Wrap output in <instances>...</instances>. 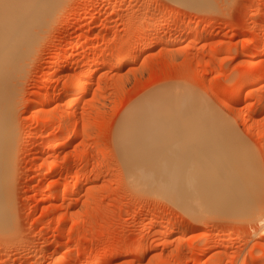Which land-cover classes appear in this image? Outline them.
Segmentation results:
<instances>
[{"label":"rangeland","instance_id":"1","mask_svg":"<svg viewBox=\"0 0 264 264\" xmlns=\"http://www.w3.org/2000/svg\"><path fill=\"white\" fill-rule=\"evenodd\" d=\"M210 2L203 8L179 0L62 3L31 54L21 84L16 113L19 142L9 173L15 230L0 233V264H85L91 260L95 264H213L219 256L228 259L225 264H248L263 253L264 190H259V184L264 185V109L259 111V100L264 94V0ZM151 20L153 24L148 23ZM184 21L201 26L187 30ZM81 34L88 45L93 43L91 47L80 45ZM139 36L142 41L128 55ZM245 44L248 47L243 50ZM71 48L75 53L55 68L57 58ZM122 58L126 62L120 67L117 60ZM89 70L93 74L87 81V94L67 104L64 98L75 78ZM248 70L261 77L245 85L241 82ZM54 73V83L46 89L43 79ZM160 89L183 91L180 105L184 106L191 98L189 93H201L219 112L225 109L221 100L239 107L236 110L243 120L237 117L240 120L236 121L238 111L226 109L223 114L231 115L234 121H229L248 142L249 151L256 153L246 166L251 180L259 167L263 175L258 193L250 191L251 195L262 194L255 205L257 211L228 216L214 209L197 210L195 218L189 206L174 200V192L184 189L162 181L165 173L142 174L153 181L147 190L169 191L165 197L127 184L128 160L151 159L160 166L161 160L171 162L172 152L192 155L203 151L200 144L190 141L203 132L199 125L184 129L163 120L152 130L147 128L151 116L172 120L179 117L177 111L142 114L129 109ZM48 93L54 96L51 102L39 103L37 109L31 106L33 97ZM62 106L74 111L81 133L71 143L70 130L61 135L59 119L53 121L50 116ZM204 131L225 134V128L216 125ZM57 137L68 140L59 154L51 143ZM54 160L62 164L49 176L47 170ZM184 163L187 168L191 164ZM68 181L79 184L81 190L68 191L63 201L61 194ZM210 245L214 249L204 254Z\"/></svg>","mask_w":264,"mask_h":264},{"label":"bare ground","instance_id":"2","mask_svg":"<svg viewBox=\"0 0 264 264\" xmlns=\"http://www.w3.org/2000/svg\"><path fill=\"white\" fill-rule=\"evenodd\" d=\"M64 1L65 0H0V233H3V234H6L9 231L13 232L12 229L15 228V219H14L15 216H14V207H13L14 203H13L12 188L9 183V177H10L9 173L11 170L12 163L14 161L13 160L14 159L13 157L15 154L14 151L16 149V145L19 142L18 141L19 126H17V121H16L18 119L17 118L18 116L16 115V113H17L18 106H19L18 104L19 95H20V91L22 88L21 84L23 83V80L26 74V67H27L26 65L28 63L29 58L31 57V54L36 49L41 37L43 36V32L46 30L47 26H49V22L54 20L56 11L58 10V8H60V6L62 5ZM179 1H183V3H186L187 5L191 7L193 6L197 8H203L206 5H208V3L211 0L210 1L209 0H179ZM210 3H209V6H210ZM116 5L117 4H115V7ZM123 6H124L123 4L119 5V7H123ZM117 8H118V5H117ZM174 16H175L174 12L169 13L170 19H173ZM184 22H182V24ZM148 23L153 24L154 22H152L151 20ZM199 24L194 25L192 24V22L190 23V21L189 22L186 21L183 26H185L187 30L193 27H195L194 29L196 28L198 29L201 26ZM184 34L186 33H183V35ZM81 35H84V34H81ZM82 37H83L82 39H78V40H79L80 45L85 47L89 43H87L88 41L85 35ZM141 41H142L141 36L136 38V40L134 41L135 46L134 47L132 46L131 48H129L127 52L128 55H129V52H131L135 47H137V45H139ZM91 45H93V43L88 46L91 47ZM247 47L248 46L245 44L243 45L242 48L243 50H245ZM74 50L75 49L71 48L69 50H66V52L63 55H60L57 58L55 65L53 64L54 67L57 68L56 66L57 65L60 66L65 61L66 58H70L69 56L75 53ZM118 60H117L118 64L116 62L115 63L119 65L120 67L122 65L124 66L126 62L125 58H122L119 61ZM102 65L104 66L103 63ZM114 67H117V66H114ZM92 74H93L92 71L89 70L87 71L86 74H83L75 78L73 85L69 88V90L67 91L66 97L64 98L65 99L64 101L67 102V104L73 101L74 98H77V97L80 98L85 93L87 94V91L89 89L87 86V81L92 76ZM54 75L55 73L47 77H44V79L42 78L43 82L42 81L41 82L43 83V86L45 88L50 87L54 83V78H55L53 77ZM59 75H63V74H59ZM69 76L71 77V75ZM243 76H244V79H243V82L241 83L246 85V84H249V82H252V80L255 81L259 79L261 77V74L259 72L252 73L250 70H248L244 73ZM72 77L74 78L73 74H72ZM166 90L160 89L154 94H150L147 97L145 96L146 98L143 101L137 100V102L138 101L139 102L138 103L136 102L135 105L132 104V108L130 107L129 109L133 110L135 113H142V114H144L143 112L151 113V114L158 113V112H164L167 109L173 112L177 111L176 113L179 115V117L176 116L172 120L168 118H160L157 116H151L150 117L151 120L149 121V124H148L149 126L147 125V128L152 130L156 124L162 122L163 120H166L167 122L173 125L179 124L180 127H183L184 129H191L193 128L194 125H199L202 127V128H199V130H203V132H201L200 134L194 135V137H192V140L190 141H193L192 143L194 144L195 143L200 144L203 151L198 152V153L195 152L192 155L190 154L185 155V154L180 153L179 151L172 152L169 154L171 158V162L169 158L164 160V162H162L161 160V162H158L160 166H157V164L151 159L141 160V162L128 160V162H126L127 184L131 185L130 187L132 188L140 190V192L146 191V192H150L154 194L157 193L164 197L168 196L169 191H149L147 190V188L151 186L153 181L150 177L143 176L142 174L156 171L158 173V176H161L163 173H165L164 177L161 179L162 181H169L170 185H171V182H173L172 187L175 188V185H178L179 187L184 189V190L175 191L173 194L174 195L173 198L180 205L189 206L190 208L189 211H193V213L194 211H197V210L203 212V211H207L210 209H214L215 211L223 215L233 216V215L239 214L240 212L246 215V214H251L257 211L255 205H258L256 202L257 200H259L260 197L262 199V196H261L262 194L257 195L253 193L251 195L250 191L257 192L259 188H260L259 189L260 191H262L261 189L264 190V185L261 184V182L259 184L260 187L258 186V183L260 181L259 176L260 175L263 176V175L262 173H260L261 170L259 169L260 168L259 167L257 169L260 171L259 172L260 174L258 173V170H257L258 174H254L255 178L252 177L254 178L253 180H251V178L249 177L248 167L246 166V163L248 162V160H252L251 158L253 157L252 155L254 154V151H252L253 149L250 150L251 152L249 151V149L247 148L248 142L245 140L243 141L242 140L243 138L241 139L240 135L237 133L234 124L231 122V121H234L230 117L231 115L225 116V114H223L224 113L223 111H225L226 109H227V112H230L231 110H232L231 111L232 113L233 111L237 112L238 110L236 109L237 108L239 109V107H236V106L234 107V105L232 106L233 103L230 104L229 102H224L226 99L224 101L219 100L223 104L221 105V107L223 106L225 107V109L222 112L221 111L219 112L218 110L219 107L216 109L215 108L217 107L216 104L215 106L214 103H210L211 101L210 102L208 101L209 103L205 101L209 99L205 97L204 95H199L201 93L199 94L189 93V94H192L190 95L191 98L186 101V104L184 106V103L180 105V97L184 93L183 91L173 92L171 90L169 91H166ZM97 94H99V92H97ZM51 95L49 93L44 96L40 95L41 99L39 97H35V98L33 97L31 101V106L37 109L36 106H38L39 103H41V105L43 106L45 103L48 104L54 98V96L52 98ZM204 97L205 99H203ZM38 98L40 99V101L38 100ZM168 101H171L169 106H167ZM260 101L262 103V107L259 108V111L260 110L262 111L264 109V94L260 96L259 102ZM220 102H219V105H220ZM59 104L61 105V103ZM211 104H213V106ZM171 106L175 109L171 108ZM39 109L43 110L42 107ZM253 109H258V108H253ZM37 111L38 110H36V113ZM259 111L257 110L255 112L257 113ZM183 113L185 115L187 114L188 116H184L181 118ZM250 113L252 114V112ZM236 115H237L236 119L237 117L241 118V114L239 113V111L236 113ZM50 116L52 117L53 121L54 119H57V118L59 119L58 128L60 130L61 135H64L67 130H70L69 131L70 133H68L70 135V138L68 139L69 142L71 140L74 141V139L78 138L79 134H81L79 131L78 125H77L78 122H76L77 120L75 121L74 119L75 118L74 111L65 110V108L63 107V109H61L59 112L51 114ZM245 117L248 118V116H245ZM252 118H255V117L252 116ZM229 119H232V120L229 121ZM238 120L240 119H237L236 121ZM241 120L243 119L241 118ZM252 121L253 122L251 124L249 123L250 121H248V124H249L248 126L250 128L254 126V119H252ZM213 125L224 127L225 131L223 132L225 134L223 135L222 132L220 134H215V135L209 132H207L208 134L204 133L206 132L204 130L211 129ZM202 133H204V135ZM85 134H88V132L86 133L85 131ZM56 135L58 134L56 133ZM152 136L153 134H151L148 139H151ZM60 137H57V141L55 140V138L52 140V142L49 141L52 143L54 150H56L58 154L61 151L62 147L65 146L66 143L68 142V140L66 141V139H64L63 137H62L63 139H60ZM29 140L30 139L28 138L26 139V141H29ZM178 140H180V138ZM172 155H174V157H172ZM52 157L53 156H51V158ZM174 158L177 160H175ZM254 159L256 160V157ZM186 160H188V162L190 161L191 163L189 164L188 168L185 167L187 163H184V162ZM255 160L253 161L255 162ZM55 161L56 160L53 161L54 164L48 167L47 175L49 176H52L62 164L60 161L58 162L57 161L55 162ZM253 161H250L251 162L250 164H253L252 163ZM255 167H257V165L256 166L254 165L253 168ZM250 171H252V166H251ZM56 184L57 183L54 182V184L52 183V186L53 185L55 186ZM64 185H65V187L63 186L64 192L63 194H61L62 200L67 195L68 191L70 194V191L75 192V191L81 190L79 187V184H76V183L74 185H71L69 184V181H68V183L66 184L64 183ZM257 186L259 188H257ZM261 186H263V188H261ZM253 187L257 189L255 190ZM58 195H60V193ZM237 202L242 205L237 206ZM187 208H185V210H187ZM195 216L197 215H195L194 213V217ZM64 222H65V219H64ZM168 223L170 222L168 221ZM212 249H214L213 245L208 246L204 254H208ZM226 260L228 259H226L224 256H219L213 264H225ZM93 261L91 260L90 262L85 263V264H95V262ZM201 264H202V261H201ZM248 264H264V250L262 254L253 256L251 258V261H249Z\"/></svg>","mask_w":264,"mask_h":264}]
</instances>
